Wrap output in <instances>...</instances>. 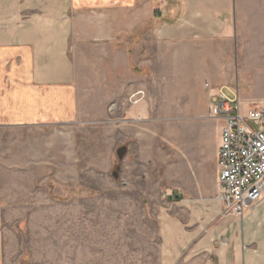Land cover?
Here are the masks:
<instances>
[{
    "label": "rangeland",
    "instance_id": "obj_1",
    "mask_svg": "<svg viewBox=\"0 0 264 264\" xmlns=\"http://www.w3.org/2000/svg\"><path fill=\"white\" fill-rule=\"evenodd\" d=\"M214 45L177 53V60L175 54H167L170 66L163 72L169 74L164 81L170 82L171 100L166 95L164 102L163 94L156 93L151 104L159 167L145 168L144 173L138 163L136 133L148 124L127 113L133 106L130 97L122 104V136L109 137L100 122H75L68 145L62 149L55 141L53 149L43 151L48 167L30 158L28 146L10 139L6 165L17 171L5 177L6 264L264 262V222L247 224L243 215L224 211L213 191L215 156L194 144L196 123L201 117L211 118L217 90L239 104V96L226 87L244 90L249 85V96L264 97V77L240 72V63L229 61L234 49ZM205 83L218 88L210 97ZM120 146L127 147L122 161L116 153ZM185 162L193 172L187 179L182 171ZM171 188L176 194L169 198Z\"/></svg>",
    "mask_w": 264,
    "mask_h": 264
},
{
    "label": "crops",
    "instance_id": "obj_2",
    "mask_svg": "<svg viewBox=\"0 0 264 264\" xmlns=\"http://www.w3.org/2000/svg\"><path fill=\"white\" fill-rule=\"evenodd\" d=\"M208 43L234 49L229 61L239 62L240 72L264 77V0H0V264H6L7 251L5 177L17 171L6 165L10 139L28 146L30 158L48 167L43 151L55 141L62 149L68 145L75 122H100L109 137L122 136V104L130 97L127 113L148 124L136 133L138 163L144 173L159 167L151 104L156 93L171 100L170 82L164 81L169 74L163 72L170 66L167 54L177 60V53ZM207 84L210 97L216 88ZM225 89L245 108L264 102L247 89ZM220 125L219 119L201 117L194 142L215 156L216 169ZM182 166L191 178L188 163ZM212 177L217 182L218 169ZM169 192L168 197L176 189ZM242 220L264 222V197Z\"/></svg>",
    "mask_w": 264,
    "mask_h": 264
},
{
    "label": "built area",
    "instance_id": "obj_3",
    "mask_svg": "<svg viewBox=\"0 0 264 264\" xmlns=\"http://www.w3.org/2000/svg\"><path fill=\"white\" fill-rule=\"evenodd\" d=\"M216 92L209 115L221 121L217 200L227 214L240 217L264 197V103L245 108Z\"/></svg>",
    "mask_w": 264,
    "mask_h": 264
},
{
    "label": "water",
    "instance_id": "obj_4",
    "mask_svg": "<svg viewBox=\"0 0 264 264\" xmlns=\"http://www.w3.org/2000/svg\"><path fill=\"white\" fill-rule=\"evenodd\" d=\"M127 152V147L125 146H120L118 149H117V158L118 160L122 161L123 157L125 156ZM118 170H119V167L117 166L116 170L113 172V177L115 179H117L119 173H118Z\"/></svg>",
    "mask_w": 264,
    "mask_h": 264
}]
</instances>
